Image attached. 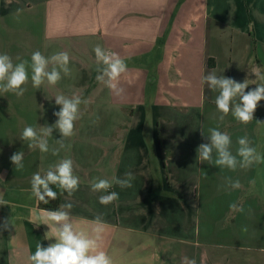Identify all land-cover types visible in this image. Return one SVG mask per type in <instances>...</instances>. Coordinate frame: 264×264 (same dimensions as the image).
Returning a JSON list of instances; mask_svg holds the SVG:
<instances>
[{"label":"crops","instance_id":"crops-1","mask_svg":"<svg viewBox=\"0 0 264 264\" xmlns=\"http://www.w3.org/2000/svg\"><path fill=\"white\" fill-rule=\"evenodd\" d=\"M96 45L127 64L119 97L96 80ZM34 51L68 52L72 75L37 90L29 67L23 97L0 93V198L7 202L0 205V225L12 222L0 228V264H30L37 243L55 242L45 239L50 229L36 219L43 208L30 181L64 158L74 161L81 183L61 204H73L78 230L90 232L88 221L103 217L102 248L114 264H181L182 257L196 264H264V241L252 240L264 239V179L258 181L264 162L231 171L196 160L198 145L209 142L208 129L215 127L231 136L234 154L246 135L264 155L263 124L256 121L264 122V100L249 124L231 113L220 122L218 93L201 82L213 70L238 82L247 78L246 91L262 82L252 69L264 72V0H0V53L30 64ZM57 94H79L89 103L65 141L70 150L54 156L29 149L20 135L26 126L55 123ZM60 138L54 129L50 149ZM18 151L24 152L19 170L10 161ZM128 171L133 186L113 185L119 200L100 204L103 193L93 192L90 181ZM226 177L239 179L241 188L226 189Z\"/></svg>","mask_w":264,"mask_h":264},{"label":"clouds","instance_id":"clouds-1","mask_svg":"<svg viewBox=\"0 0 264 264\" xmlns=\"http://www.w3.org/2000/svg\"><path fill=\"white\" fill-rule=\"evenodd\" d=\"M21 9H17L16 19H19ZM96 62L100 67L97 68L98 75L96 80L106 86L114 95L121 96L124 89L120 87L121 77L127 72V64L117 53L105 50L100 45L93 49ZM17 63L7 53H0V93H13L18 98L23 97L27 91L25 85L29 82L28 68H31V85L35 89H40L47 84L56 86L64 77L72 75L70 67V56L68 52H58L50 57H46L40 51L31 54V63L28 60L17 56ZM51 66V67H50ZM252 73L256 79L262 81L256 84L254 89L246 91L249 87V80L238 82L233 78L217 75L215 70L201 77V82L207 87L218 93L215 97V105L220 115L216 117L223 122L225 117L231 113L234 119L244 125L254 120V113L259 102L264 100V72L259 67L253 68ZM55 104L59 106L58 111L53 115L57 117L54 124L33 127L26 126L20 135L22 141H27L29 149H38L41 153L51 151L52 155H59L61 150L68 151L70 144L65 141L73 137L75 133V123L81 118V105H87L88 100L83 99L79 94L66 96L57 94L54 96ZM41 107H43L41 105ZM99 117L92 121L98 123ZM258 124H264L256 120ZM58 130L61 138L55 142L58 147L50 149L49 139L52 137L53 130ZM201 135L204 132L201 130ZM207 139L209 142L198 145L196 160L201 163L207 162L220 169L227 168L236 171L238 168L247 170L255 164L264 162V155H261L257 148L252 146V142L245 135L238 138L235 154L232 151L231 136L219 130L218 127L209 128ZM215 153V156L213 155ZM11 163L16 169L24 167V152L18 151L11 155ZM206 176V173H204ZM135 176L131 171L125 173L123 178L112 177L111 179L95 177L90 181V188L93 192L103 193L99 196V203L109 205L119 200V193L110 191L113 185H118L121 189L131 188ZM80 178L74 174V161L71 158L59 160L54 165H50L44 175L40 172L33 174L30 184L31 193L39 203L48 204L54 201L59 195L65 192L72 196L79 190ZM255 183V181H250ZM52 186L59 189V193L53 190ZM239 179L233 180L231 177L225 178L226 189L241 188ZM0 205H7V202L0 198ZM229 207L233 210L243 212L244 209L236 203ZM72 203L60 204L56 210L40 209L42 224L50 229L45 233V239L55 238L54 243L47 247L41 243L36 244V250L28 259L30 264H114L112 256L103 250L102 242L106 231V223L101 215H97L93 220L88 221L92 226L90 232L78 230L76 222L71 216L70 210ZM12 225L11 220H5L0 228L6 230ZM247 231V228H243ZM51 232V236L48 233ZM181 264H196L195 259L182 257Z\"/></svg>","mask_w":264,"mask_h":264},{"label":"trees","instance_id":"trees-1","mask_svg":"<svg viewBox=\"0 0 264 264\" xmlns=\"http://www.w3.org/2000/svg\"><path fill=\"white\" fill-rule=\"evenodd\" d=\"M54 191H57L59 193V189H57L56 187L52 186ZM62 202V195H59L58 198L54 201H50L48 204H43L42 202L39 203L37 201L38 207L39 208H43L46 210H56L58 209L59 205Z\"/></svg>","mask_w":264,"mask_h":264},{"label":"rangeland","instance_id":"rangeland-1","mask_svg":"<svg viewBox=\"0 0 264 264\" xmlns=\"http://www.w3.org/2000/svg\"><path fill=\"white\" fill-rule=\"evenodd\" d=\"M260 133H262L259 135V137H260V142H259L260 143V149H263V151H264V124L261 127ZM261 179H264V174L262 173V171H260V173H259L258 181H260ZM263 185H264V181H263ZM252 240H253V243L255 241H258V242H260L261 240L264 241V239L260 238V237L253 238Z\"/></svg>","mask_w":264,"mask_h":264}]
</instances>
